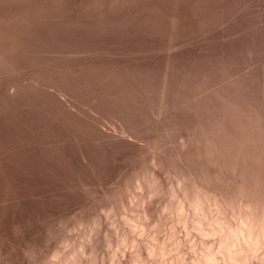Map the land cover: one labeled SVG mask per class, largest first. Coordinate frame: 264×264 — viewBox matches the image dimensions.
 <instances>
[{
  "label": "rangeland",
  "instance_id": "374dc122",
  "mask_svg": "<svg viewBox=\"0 0 264 264\" xmlns=\"http://www.w3.org/2000/svg\"><path fill=\"white\" fill-rule=\"evenodd\" d=\"M46 1L0 0V264H119L129 226L194 249L181 171L188 197L243 179L261 202L264 0Z\"/></svg>",
  "mask_w": 264,
  "mask_h": 264
},
{
  "label": "bare ground",
  "instance_id": "6f19581e",
  "mask_svg": "<svg viewBox=\"0 0 264 264\" xmlns=\"http://www.w3.org/2000/svg\"><path fill=\"white\" fill-rule=\"evenodd\" d=\"M7 1V0H6ZM20 1V0H17ZM35 1V0H34ZM38 1V0H37ZM41 1V0H39ZM94 1V0H93ZM97 1V0H95ZM10 2V1H9ZM32 2V1H31ZM30 2V3H31ZM45 2V0H44ZM48 2V0L46 1ZM239 123V122H238ZM251 124V123H250ZM253 124V123H252ZM243 125V124H242ZM245 125V124H244ZM236 127V125H235ZM247 127V126H246ZM245 127V129H246ZM231 128V127H230ZM251 128V127H250ZM256 128V127H255ZM243 129V128H242ZM221 130V129H220ZM219 130V134H220ZM223 130V129H222ZM244 130V129H243ZM251 130V129H250ZM230 131V130H229ZM204 132V130H203ZM202 132V133H203ZM211 132V131H209ZM248 132V131H247ZM205 133V132H204ZM222 133V131H221ZM225 133V132H223ZM231 133V132H230ZM206 135V134H205ZM208 135H212V133H208ZM222 135V134H221ZM203 136V134H202ZM209 136V137H210ZM218 136V135H217ZM215 136V137H217ZM227 136V134H226ZM238 136V135H237ZM247 136V135H246ZM205 137V136H203ZM231 137V136H230ZM202 138V137H201ZM207 138V137H206ZM207 143L209 141L206 140ZM213 138V137H212ZM243 138V137H242ZM216 139V138H215ZM219 139V138H218ZM230 139V138H229ZM223 140V139H222ZM236 140V139H235ZM234 140V141H235ZM238 140V139H237ZM241 140V139H240ZM200 141V140H199ZM204 141V140H203ZM202 141V142H203ZM220 141V139H219ZM201 143V142H200ZM204 143V142H203ZM213 143V142H211ZM218 143V142H217ZM233 143V142H232ZM238 143V142H237ZM241 143V142H240ZM226 144V143H225ZM200 145V144H198ZM206 145V144H205ZM209 145V144H208ZM207 145V147H208ZM221 145V143H220ZM222 146V145H221ZM247 146V145H246ZM197 147V146H196ZM204 147V145H203ZM202 147V148H203ZM213 147V145H212ZM245 147V146H244ZM201 148V149H202ZM226 148V147H225ZM241 148V147H240ZM200 149V150H201ZM213 149V148H212ZM224 149V148H223ZM236 149V148H235ZM238 149V148H237ZM250 149V148H249ZM197 150V149H196ZM199 150V149H198ZM206 150V147L205 149ZM209 150V149H208ZM205 152L206 156L209 154ZM234 150V149H233ZM220 151V150H219ZM225 151V150H224ZM203 152V151H202ZM210 152V151H209ZM199 153V152H198ZM208 153V154H207ZM219 153V152H218ZM233 153V152H232ZM201 157V153H199ZM198 154V155H199ZM221 154V153H220ZM223 154V153H222ZM229 154V153H228ZM238 154V153H237ZM210 155V154H209ZM215 155V154H214ZM236 155V154H235ZM242 155V154H241ZM231 156V155H230ZM210 157V156H207ZM223 157V156H222ZM242 157V156H241ZM204 158V157H203ZM202 158V159H203ZM206 158V157H205ZM211 158V157H210ZM214 158L211 159V161ZM222 159V158H221ZM243 159V158H242ZM257 159V157H256ZM259 159V158H258ZM183 160V158H182ZM208 160V159H207ZM185 161V160H184ZM210 161V160H209ZM239 161V160H238ZM254 161V159H252ZM215 162V160H214ZM230 162V161H229ZM235 163V162H234ZM208 165V161L206 163ZM211 164V162H209ZM237 164V162H236ZM205 165L204 167H206ZM242 165V164H241ZM244 165V164H243ZM210 167V165H208ZM213 166V162H212ZM211 166V168H212ZM215 166V164H214ZM213 166V167H214ZM221 167V166H220ZM237 167V165H236ZM185 167L182 166V169L184 170ZM240 168V167H239ZM181 169V168H180ZM179 169V171H180ZM186 169V168H185ZM206 169V168H205ZM214 169V168H213ZM225 170V168H223ZM165 170V169H164ZM168 172V169H166ZM203 170V169H201ZM211 170V169H210ZM162 171V170H160ZM187 171V170H186ZM185 171V172H186ZM194 171V170H192ZM217 171V170H216ZM230 172V170H227ZM236 171V170H235ZM252 171V170H251ZM156 172V171H155ZM159 172V171H158ZM177 172V171H175ZM189 172V171H188ZM202 172V171H201ZM209 172V171H208ZM212 172V171H211ZM241 172V171H240ZM191 173V172H190ZM198 173V172H196ZM200 173V172H199ZM235 173V172H234ZM259 173V172H258ZM222 174V173H221ZM225 174V173H224ZM231 174V173H230ZM233 174V173H232ZM251 174V173H250ZM260 174V173H259ZM164 174L162 173V176ZM170 175V174H169ZM175 175V174H174ZM227 175V173H226ZM235 175V174H234ZM238 175V174H237ZM254 175V174H253ZM188 176V175H187ZM199 176V175H198ZM203 176V175H202ZM199 176V177H202ZM230 176V175H229ZM260 176V175H259ZM154 177L156 175L154 174ZM173 177V176H172ZM196 179L200 183V185L203 184L201 179ZM212 177H214L212 175ZM240 177V176H239ZM157 178V177H156ZM160 178V177H159ZM165 179H169L164 177ZM175 178V177H174ZM210 178V177H209ZM148 179V178H147ZM155 179V178H154ZM191 179V178H190ZM230 179V178H229ZM164 180V179H163ZM261 180V179H260ZM150 181V180H149ZM160 179L153 180L151 184L146 182L147 190H150L151 194L153 191L159 192L163 189L161 182H159ZM165 181V180H164ZM217 181V180H216ZM221 181V180H220ZM226 181V180H225ZM231 181V180H230ZM251 181V180H250ZM168 182V181H167ZM194 182V181H193ZM264 182V181H263ZM230 183V182H229ZM233 183V182H231ZM194 184V183H193ZM215 183H213L214 185ZM217 184V183H216ZM244 180L239 179V184L237 188V194L234 197H229L225 192H223L222 189L219 188H212L213 192L212 194H208L207 191L197 189L191 197H188L186 193V185H185V174L184 172H180L178 174V177L173 181H170L169 186L171 188V192L174 193V191L177 193L178 202H177V209L179 211L178 213L172 214V215H178L177 220L179 219V224L182 222L181 225H184L186 227H191L193 232L198 234L199 239L193 242L194 249L187 248L184 245L180 244V247L178 249V252L173 254L171 253L173 248L172 242L165 240L164 237L162 238L159 234V236L152 237L151 232V238L145 237V232L141 233L138 232L134 227L129 226L126 228H123L121 225V219L117 221L116 226L119 224V226H122L121 231V237L119 235H116L113 239H110L108 242L112 243L114 241H118L121 239L126 242H130L133 244V247H131V250L128 251V254L126 256L119 257V264H264V192L260 203H257L252 198L247 196V192H244ZM231 185V184H229ZM234 185V184H233ZM195 186V184H194ZM250 186V184H249ZM198 187V186H197ZM229 188V187H228ZM251 188V187H250ZM254 188V187H253ZM207 189V188H206ZM146 190V191H147ZM173 190V191H172ZM228 190V189H227ZM164 191V190H163ZM194 191V190H193ZM144 192V191H142ZM149 193V194H150ZM166 193V192H165ZM164 193V194H165ZM254 193V192H253ZM145 194V192H144ZM148 194V197H149ZM159 194V193H158ZM161 194V193H160ZM252 194V193H250ZM154 195V194H153ZM162 195V194H161ZM159 195V197L161 196ZM166 195V194H165ZM171 196V195H170ZM146 197V195H145ZM172 197V196H171ZM170 199V198H169ZM177 199V198H176ZM176 203V202H175ZM175 205V204H174ZM147 208V205L144 207V209ZM175 209V208H174ZM146 210H149L146 209ZM215 210L214 215H210V211ZM154 212V209L152 210ZM156 212V211H155ZM173 212V211H172ZM158 213V212H157ZM231 213V214H230ZM233 213V214H232ZM146 214V213H145ZM159 214V213H158ZM103 215V214H102ZM164 215V214H163ZM107 216V215H106ZM119 217V215H118ZM127 217V216H126ZM145 218L150 217L144 216ZM152 217V216H151ZM155 217V216H153ZM152 217V219H153ZM158 217V216H157ZM104 218V216H103ZM106 218V217H105ZM121 218V217H120ZM101 219V218H100ZM99 219V222H100ZM148 219V218H147ZM151 219V218H149ZM157 219V218H156ZM175 220V219H174ZM106 221V220H105ZM103 220V222H105ZM156 221V220H155ZM154 221V222H155ZM181 221V222H180ZM106 223V222H105ZM113 223V224H114ZM134 223V222H133ZM142 223V222H139ZM138 223V224H139ZM152 223V222H151ZM97 224V222H96ZM94 223V225L96 226ZM124 224V223H123ZM143 227H149L146 224L143 223ZM99 226L97 228H102L101 224H98ZM133 225V224H132ZM149 225V224H148ZM156 225V224H155ZM172 225V224H171ZM174 225H176L174 223ZM93 226V225H92ZM93 226L94 228H96ZM128 226V225H127ZM134 226V225H133ZM105 227V226H104ZM118 227V226H117ZM156 227V226H155ZM92 228L91 230H93ZM97 232L99 229H97ZM116 228V227H115ZM120 228V227H119ZM118 228V229H119ZM142 228V227H141ZM154 228V227H153ZM166 228V227H165ZM170 228V227H169ZM168 228V229H169ZM181 228V226H180ZM103 229V228H102ZM106 229V227H105ZM115 229V230H118ZM189 229V228H187ZM101 230V229H100ZM120 230V229H119ZM142 229L141 231H143ZM149 230V228H148ZM175 230V229H174ZM179 229H177L178 231ZM182 230V229H181ZM190 230V229H189ZM188 230V231H189ZM94 231V230H93ZM104 231V229H103ZM102 231V232H103ZM147 231V230H146ZM167 231V230H166ZM174 231V232H177ZM183 231V230H182ZM187 231V232H188ZM96 232V231H95ZM113 232V231H112ZM117 232V231H116ZM173 232V231H172ZM185 232V231H184ZM183 232V233H184ZM101 233V232H100ZM119 233V231H118ZM147 233V232H146ZM155 233V232H154ZM162 233V232H161ZM179 233V232H178ZM182 233V232H181ZM190 233V231H189ZM97 234V233H96ZM99 234V233H98ZM97 234V235H98ZM174 234V233H172ZM177 234V233H176ZM189 236L188 233H185ZM193 234V233H192ZM147 235V234H146ZM186 235V236H187ZM113 235H110V237ZM169 236V235H168ZM175 236V235H174ZM179 236V235H178ZM177 236V237H178ZM185 236V235H184ZM173 237V236H172ZM181 237V235H180ZM195 237V236H194ZM99 238V237H98ZM105 238V237H103ZM174 238V237H173ZM172 238V239H173ZM179 238V237H178ZM197 239V238H196ZM94 240V241H93ZM90 249L93 251H98L100 248V242L98 239L96 240L93 238ZM190 239L188 238V241ZM194 240V239H193ZM107 241V240H105ZM177 241V240H176ZM182 241V240H181ZM187 241V242H188ZM180 243V241H178ZM106 243V242H105ZM116 243V242H115ZM175 243V242H174ZM184 243V242H183ZM124 244V243H123ZM126 244V243H125ZM86 245V244H85ZM111 245V244H110ZM118 245V244H117ZM179 245V244H178ZM190 245V244H189ZM188 245V246H189ZM89 246V245H88ZM113 246V245H112ZM120 246V245H119ZM125 246V245H124ZM128 246V245H126ZM86 247V246H85ZM115 247V246H113ZM121 247V246H120ZM119 247V248H120ZM174 247H177L174 246ZM111 248V247H110ZM133 248V249H132ZM81 249V247H80ZM84 249V248H83ZM88 249V248H87ZM118 249V248H117ZM116 249V250H117ZM124 249V248H123ZM128 249V248H127ZM86 250V248H85ZM115 248L113 251H116ZM119 250V249H118ZM117 250V251H118ZM80 251V250H79ZM100 251V250H99ZM104 251V250H103ZM102 251V252H103ZM107 251V250H106ZM116 251V252H117ZM121 251V250H120ZM126 251V250H125ZM177 251V250H176ZM59 252V251H58ZM115 252V253H116ZM123 252V251H122ZM127 252V251H126ZM100 253V252H99ZM112 253V252H111ZM121 253V252H119ZM125 253V252H123ZM61 254V253H57ZM74 254V253H73ZM72 254V255H73ZM88 254V253H87ZM95 254V253H93ZM114 254V253H113ZM118 254V253H117ZM115 254V255H117ZM48 255V254H47ZM64 257V260H67L68 262L69 256H64V253L62 254ZM71 255V254H69ZM71 255V256H72ZM76 255V254H75ZM81 254H78L71 259V262L74 264H89L88 262L82 260ZM99 256V254H96ZM102 255V254H101ZM100 255V257H101ZM105 255V254H104ZM58 256V255H57ZM61 256V255H60ZM70 256V257H71ZM111 256L109 252L106 253V258ZM56 257V255H55ZM62 257V256H61ZM83 257V256H82ZM96 257V256H95ZM118 257V256H117ZM58 258V257H57ZM103 258V255H102ZM112 258H115L112 256ZM49 259V257H48ZM52 259V258H51ZM55 259V258H54ZM63 259V258H62ZM61 259V262H62ZM98 259V257H97ZM96 259V260H97ZM40 260V259H39ZM57 260H60L59 258ZM90 260V259H89ZM95 260V259H94ZM93 260V262H94ZM95 260V261H96ZM100 260V259H99ZM104 260V258H103ZM53 260H51L52 263ZM56 261V260H55ZM115 261V260H114ZM54 262V261H53ZM58 262V261H57ZM54 264H60L58 263ZM116 262V261H115ZM91 263V262H90ZM99 263V262H98ZM107 263V262H106ZM114 263V262H113ZM117 263V262H116ZM92 264V263H91ZM103 264V262H102ZM112 264V263H111ZM115 264V263H114Z\"/></svg>",
  "mask_w": 264,
  "mask_h": 264
}]
</instances>
